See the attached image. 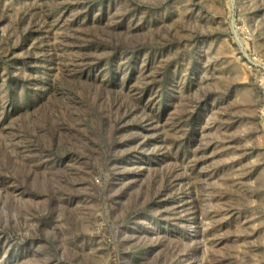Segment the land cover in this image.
<instances>
[{
    "label": "rangeland",
    "instance_id": "rangeland-1",
    "mask_svg": "<svg viewBox=\"0 0 264 264\" xmlns=\"http://www.w3.org/2000/svg\"><path fill=\"white\" fill-rule=\"evenodd\" d=\"M0 264H264V0H0Z\"/></svg>",
    "mask_w": 264,
    "mask_h": 264
}]
</instances>
